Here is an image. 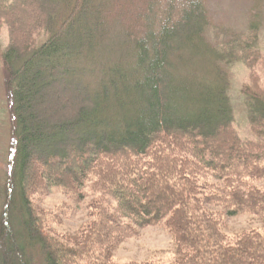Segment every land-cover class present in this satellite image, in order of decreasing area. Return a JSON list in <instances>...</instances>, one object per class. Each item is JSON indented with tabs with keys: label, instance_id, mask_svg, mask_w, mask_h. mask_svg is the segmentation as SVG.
I'll list each match as a JSON object with an SVG mask.
<instances>
[{
	"label": "trees",
	"instance_id": "obj_1",
	"mask_svg": "<svg viewBox=\"0 0 264 264\" xmlns=\"http://www.w3.org/2000/svg\"><path fill=\"white\" fill-rule=\"evenodd\" d=\"M133 4L0 0L9 37L0 63L13 117L0 181V264H114L115 239L163 219L172 264H264V223L227 241L208 207L215 194H199L194 182L205 170L228 183L231 205L220 215L264 214V190L239 197L232 187L236 172L264 170V92L254 80L241 90L257 138L246 147L231 131L228 96V65L259 60L255 26L243 35L214 25L202 0ZM24 7L33 10L27 21ZM112 13L136 22L135 36L114 29ZM208 30L214 43L205 41ZM113 43L129 48L108 62L115 52L103 50ZM144 155L141 165L131 161ZM90 174L116 201L105 211L114 220L102 213L69 236L49 234L31 195L54 186L77 199Z\"/></svg>",
	"mask_w": 264,
	"mask_h": 264
},
{
	"label": "rangeland",
	"instance_id": "obj_2",
	"mask_svg": "<svg viewBox=\"0 0 264 264\" xmlns=\"http://www.w3.org/2000/svg\"><path fill=\"white\" fill-rule=\"evenodd\" d=\"M149 1H158L161 4L170 2V0ZM133 2L132 9L136 10L139 6L144 5L145 0H133ZM202 2L209 20L214 25L223 26L227 29H231L232 32L236 34L242 33L243 35L248 33L250 25L255 26L253 30L257 36V48H255L254 51L259 56V60L252 65L236 60L228 65L227 68L229 81L228 96L230 98L233 113V121L230 127L237 138L239 137L241 145L246 147L247 144L251 143L250 141H255L257 138L253 135V131L249 125L244 97L241 94V90L244 86L251 85V81L254 80L257 89L264 92V0H202ZM32 12H30L27 7H24L21 15L23 21H27ZM110 18L112 20L111 25L114 29L119 32L123 30L128 36L130 34L135 36V27H137L136 22L131 23L130 20L124 22V19L118 18L113 13ZM211 32V30H208V34L206 33V43L208 41L209 43L215 42ZM8 38L7 26L4 23H0L1 48L7 45ZM39 38L41 37L35 36V42H37ZM228 39L230 40L231 36H229ZM107 46V49L103 50V52L105 51L104 55H106L111 48V51L115 52L105 57L108 59V62L109 60L118 59L119 56H121V51L124 56L129 48V46L118 48L114 43L111 45L107 44ZM240 55L238 54L237 56ZM130 59L132 60V58ZM122 61L124 62L126 59L123 57ZM98 64V68H101V62ZM5 80L6 73L0 63V181L6 179L4 175L8 172V156L12 146L13 127V117L9 107L10 95L6 88ZM171 148L173 149V153H182L179 148L174 146ZM165 151H167L166 155L170 154L167 148H165ZM147 156L148 155H144V157H133L131 161L138 160L140 161L139 165H141L146 162L142 160L143 158L149 160ZM261 163V167L264 168V163ZM251 164L254 166V163ZM256 171L257 173H255L252 168L247 167L245 170L240 171V173L236 172L232 180L237 181L235 182L237 186L232 187H235L237 191L239 190V192L235 191L237 196L239 195L240 197L243 193L247 194L248 191L264 190V170L260 172L259 169H256ZM199 176V178L194 177L197 178V180L194 181L199 189L197 191L199 194H215L217 201L208 207L219 216L221 230L227 236V241H232L238 235L251 229H254L255 232L262 231L264 214H254L245 211L229 217H225L224 214L220 215V213L224 211V207L231 205L225 198L226 192L229 191L231 187H228V183H224L223 179H214L211 172H206L204 170L200 172ZM96 183L97 179L93 174H90L83 183L80 189V197L78 196L77 199H75L71 192L54 186L50 187L45 193L32 194V199L38 208L40 217L43 219L45 230L49 234L66 237L82 228L84 229L88 224L93 225L95 222V225L99 215L102 213L105 214L107 219L114 220V217H108L105 211L113 212L117 203L110 195L109 190L103 189V183ZM131 231L133 234H128L126 237L119 236L114 240L115 243L113 246H110L112 247L110 260L114 264L131 262L135 264L173 263L175 256L174 241L170 231L166 227L165 219L156 224L146 225L141 228L133 227ZM95 252L100 253V251L94 249L93 254H95Z\"/></svg>",
	"mask_w": 264,
	"mask_h": 264
}]
</instances>
